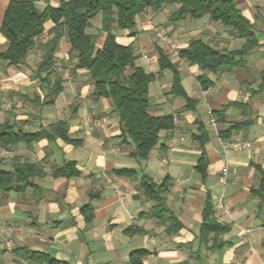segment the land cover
<instances>
[{
	"label": "crops",
	"instance_id": "obj_1",
	"mask_svg": "<svg viewBox=\"0 0 264 264\" xmlns=\"http://www.w3.org/2000/svg\"><path fill=\"white\" fill-rule=\"evenodd\" d=\"M9 1L0 0V26ZM33 1L40 10L48 5ZM233 1L250 22L257 45L216 73L178 57L194 40L225 52L242 48L244 39L208 16L172 22L171 7L138 16L130 31L114 29L120 45L135 48L134 67L156 76L149 87L150 114L172 115L175 121L174 129L161 133L142 164L131 157L134 144L122 137L111 100L94 94L87 70L74 68L67 39L55 55V71L38 75L40 44L51 38V21L24 65L0 60V129L8 125L39 133L64 123L70 140L42 137L31 144L0 145L4 170L13 171L18 159L40 169L32 178L34 186L26 191L0 190V264H49L34 253L68 264H132L134 252L142 254V264H264V0ZM49 4L59 7L56 0ZM100 29L99 16L90 32L98 34ZM105 38L102 34L98 48ZM6 48L0 34V54ZM158 49L177 64L186 97L171 94L173 73L160 72ZM201 77L210 82L206 90ZM59 79L60 93L48 96ZM214 114H219L216 126ZM101 119L97 127L94 122ZM92 128L90 138L87 131ZM202 140L204 172L198 169ZM237 140L251 147L237 148ZM67 162L75 163L79 175L55 177V170ZM225 168L223 184L220 175ZM123 169L138 173L131 178L119 175ZM141 172L157 184L169 181L167 207L182 225L178 234H168L166 225L153 216L155 203L138 188ZM220 198L228 208L225 214L218 209ZM208 202L216 221L226 228L216 241L214 235L208 241L200 239ZM86 206L92 208L90 226L82 211ZM219 244L224 246L218 248Z\"/></svg>",
	"mask_w": 264,
	"mask_h": 264
},
{
	"label": "trees",
	"instance_id": "obj_2",
	"mask_svg": "<svg viewBox=\"0 0 264 264\" xmlns=\"http://www.w3.org/2000/svg\"><path fill=\"white\" fill-rule=\"evenodd\" d=\"M48 2L44 10L37 8L33 0H10L4 12L0 26V34L7 41V48L0 54V60L8 65L20 66L26 63L28 54L34 50L38 41L45 34V24L51 21L54 26L49 31L51 38L41 43L42 60L37 66V73L49 75L55 71V55L59 50L60 42L65 38L71 46L70 58L76 61V70H87L94 82V94L111 100L114 113L119 119L122 137H128L134 144L131 157L139 164L148 161L152 150L157 146L160 135L164 131H171L175 127L172 115L156 117L150 114L149 87L156 76L148 74L142 68H135L137 59L135 48L123 46L117 42L114 29L132 30L136 26L137 17L151 11L159 13L173 7L170 21L178 22L187 18L202 19L208 16L213 22L221 23L232 32L244 39L241 49L225 52L217 50L202 40H194L178 54L180 60L192 66H198L202 71L219 72L222 68L233 66L238 57H243L252 51L257 40L250 22L241 14L233 0H56L59 7H52ZM101 17V29L98 34L91 33L92 21ZM106 38L102 48L97 47L101 35ZM160 72L173 73V86L171 94L186 97L182 87L177 64L169 56L158 49ZM132 72L128 74V70ZM202 89L206 90L210 82L204 77L200 78ZM60 79L55 81L48 96L55 97L61 91ZM188 100V98H187ZM222 115V114H221ZM220 115V116H221ZM219 114H214L215 121ZM238 125L233 128H238ZM205 132L202 133V137ZM60 137L70 141L64 123L51 127L39 133H28L15 130L8 125L0 129V145H12L23 142L31 144L38 138ZM221 137V135H220ZM201 147L203 154L199 160L198 169L204 172L207 162L205 158L204 141ZM40 169L35 164L21 163L16 160L13 171H6L0 163V190L24 192L33 187L32 178L39 174ZM119 175L134 177L137 171L123 169L117 171ZM139 190L153 207L154 217L161 224L166 225V232L170 235L178 234L182 225L167 207V197L170 192L169 181L161 184L141 172ZM79 171L73 162H67L54 172L55 177L78 176ZM261 192L264 193V176ZM87 225L92 223V208L86 206L82 209ZM226 228L220 225L214 217L213 205L208 202L203 211V222L200 229L201 241H208L214 235L216 241ZM137 234L141 231L128 230L127 233ZM224 245L219 244L218 248ZM1 253V251H0ZM49 264H68L51 258L48 255L36 254ZM142 254L134 252L131 255L132 264H142Z\"/></svg>",
	"mask_w": 264,
	"mask_h": 264
},
{
	"label": "built area",
	"instance_id": "obj_3",
	"mask_svg": "<svg viewBox=\"0 0 264 264\" xmlns=\"http://www.w3.org/2000/svg\"><path fill=\"white\" fill-rule=\"evenodd\" d=\"M158 37H160V38H162V39L165 38V36H164L163 34H161V33H158ZM103 122H104V119H101V120H96L94 123H95V125H96L97 127H100V126L103 124ZM212 125H213V126H216V122H215L214 119H212ZM93 131H94L93 128L90 129V130H88V131H87V136L90 137V138H92V136H93ZM235 146H236L237 148H245V147H246V148H250V147H251V144H249V143H244V142H242L241 140H237V142L235 143ZM164 162H166V161H164ZM227 174H228L227 169H226V168L223 169L222 174L220 175V182H221V183H223V184L226 183V180H227ZM217 205H218V209H219V212H220V213L225 214V213L228 212V208H227L226 205L223 203V199H222V198H220V199L218 200Z\"/></svg>",
	"mask_w": 264,
	"mask_h": 264
},
{
	"label": "rangeland",
	"instance_id": "obj_4",
	"mask_svg": "<svg viewBox=\"0 0 264 264\" xmlns=\"http://www.w3.org/2000/svg\"><path fill=\"white\" fill-rule=\"evenodd\" d=\"M96 24V23H95Z\"/></svg>",
	"mask_w": 264,
	"mask_h": 264
}]
</instances>
